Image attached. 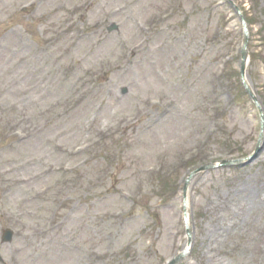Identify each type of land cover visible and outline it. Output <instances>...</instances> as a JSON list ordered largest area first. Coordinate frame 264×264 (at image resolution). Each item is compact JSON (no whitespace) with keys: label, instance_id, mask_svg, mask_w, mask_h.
<instances>
[{"label":"rangeland","instance_id":"obj_1","mask_svg":"<svg viewBox=\"0 0 264 264\" xmlns=\"http://www.w3.org/2000/svg\"><path fill=\"white\" fill-rule=\"evenodd\" d=\"M127 1L128 0H106L109 6L101 10L103 5L98 9V14H96L93 21L104 23L101 26V30H99L101 34L94 40L83 44L78 51L85 66L94 65L102 59H114L115 53L117 54L119 51V38L121 39L124 37L122 34L125 31L132 34V30L134 29L136 33V28L134 27L135 19L144 20L152 13L162 11L165 8L164 6L172 3L173 0H143L139 5L143 7H140L141 10L137 11L134 15L127 13L126 16H122L118 20L108 19L105 16V12L109 7L117 6ZM206 1L212 10L211 12L207 9L208 13L195 12L193 14L194 16H188V12L191 14L192 11V0H183L185 11L174 20V25L176 26H174L173 34L166 38L169 39L167 42H161L160 46L155 45L160 51L155 55L157 64L136 65L127 74L123 76L118 74L111 84L115 93H118L122 88H127L129 90V95L123 101L115 104L114 102L111 103V109L105 111L98 117V120H95L94 126L96 128H105L107 126L110 128L116 127L117 125L115 124H117V122L126 115L132 113L138 104L137 102H145L148 98L154 100H156L155 98H159L171 104L173 102L176 109V113L172 112L171 118L163 122L147 135L140 136L137 134V131L133 133V136L129 134V137L133 140L134 146H132L128 156L133 159L132 162L134 166L132 170L126 174L124 171L122 172L124 177L131 179V182L127 185H123L119 190H131L130 187L136 185L133 182L142 178L146 179L147 175L143 173V170L150 166H156L160 163L167 164L168 166L169 164L174 165L173 163H175L182 154L190 152L191 149L198 147V141H200L204 133L203 130L212 122L210 120V113L212 112L211 114H215L219 110H222L215 102L226 105L225 97L219 95L216 90H214L215 83H217L214 77H218V74L214 72L219 61L220 64H222L221 60L225 55L227 56L231 46L234 44L237 45L241 40V26L238 24L239 22L236 20V17H234L231 7L216 11V7H213L215 0H205V3ZM233 1L249 11L251 5L250 0ZM257 2V4H262L264 12V0L261 2L257 0ZM48 3V1L45 2V9L47 8V12L42 9L37 15L38 17L44 16L41 22L43 27L40 28V32H44V36L53 31L49 23L55 27L58 26L59 22L63 19V17L60 16L56 21V14L50 13V8L52 7L51 4ZM257 7L256 11L260 9ZM64 11L65 10H63V12ZM4 14L2 12L0 17L3 16V18H6L7 16ZM64 15H66L65 12ZM21 17H18L15 22L10 25L17 29L20 35L26 37L34 35V28L36 25L33 23L32 18L25 19L23 17L22 19ZM128 18L130 22L124 23L123 25L122 23ZM262 23L264 26V20ZM111 24L117 25L120 32H114L110 40L105 43L103 37L106 31H104L105 29L103 28L106 26L110 27ZM122 25L123 27L121 28ZM261 28V25L254 28L252 46H260V43L264 41V37H262L260 33ZM181 35L186 38V41L183 42L180 40L176 42L175 39ZM130 36L131 35H126L125 38ZM215 36L217 38H215ZM23 42H25V40L21 39L19 43L11 42V44L13 46L22 45L24 47L26 43ZM255 52L257 53L260 51ZM2 54H7L9 56L8 58L0 60V88L5 91L3 99L7 101V104L13 106L14 104H20L26 100L30 103V100L38 95H42L41 97L43 98V96H45V84L41 83L46 82V84H49L50 81H48V79L54 76L52 69L47 67L48 73L45 72L43 74L40 72L41 75H39L38 78H34L38 70L37 65L40 63L39 60L30 59L26 62L25 59L22 64L24 66L22 68H17L15 64L20 59L18 54L13 53L10 55L6 52ZM52 57L53 55L49 57L44 56L41 61L49 62ZM257 71L262 73L261 77L257 75ZM257 71L254 70L252 76L255 77L258 87L261 88L260 85H264V69L257 67ZM22 73L26 74L24 76L25 80L20 81L19 78L17 80V77ZM58 84L59 81H54L53 85ZM15 85H17V87H15ZM25 88H27V90L24 95L18 93L20 89L25 90ZM234 93L238 94L237 91ZM262 97L264 98V93ZM51 99L52 97L48 95L47 104ZM36 101L29 105L30 110L35 113L45 106L44 102L40 101L37 103ZM35 105V109H31ZM144 109L149 110L150 108ZM227 110L229 124L237 133L238 137L243 140L244 150L247 151V155L253 153L259 128L258 124L251 118L254 113L251 111V107L245 104L241 109L228 107ZM157 114V110H154L152 115ZM21 115H30V113L28 111H23ZM78 115H74L71 121H63L60 125L61 128L53 130L49 138H54L57 132L63 134L64 131L73 127L74 124L77 125V128L82 130L84 138V136H86L84 131L88 125V123L85 122L87 119H78ZM88 116L90 117V115ZM91 117L96 116L91 114ZM82 122L85 123L81 124ZM253 129L256 130V134L252 138L247 139L248 131ZM69 137L70 134L67 135L66 138ZM43 146L44 149H38L36 151H29L27 147L24 151L25 154L22 153L18 155V157L20 158L24 154L21 158L22 161L25 158L35 159L44 153L51 152L47 144H43ZM222 149L224 148H212L211 154L222 152ZM58 162L59 160L56 161V164H58ZM263 166L264 161L258 163L254 167L243 170L242 174H244L245 178L250 180L255 187H263ZM203 175L193 179L190 189L191 205L193 213L196 216L193 225L194 238L197 244H203V246H200L202 254L193 264H264V203H261L264 202V199L256 201V205L251 206L245 216L230 219L224 223L219 219L222 210H217L216 203L218 197H222L224 201L234 193L232 191V179L228 178L227 173ZM244 185L245 184L241 183L239 187L244 188ZM240 197L242 198L243 195ZM117 203L118 204L115 205L106 203L100 204L98 207L96 206V208H94V218L98 217L100 213L107 214L109 212L113 214L119 208L125 207V203L120 201L119 198ZM82 206L83 204L80 208ZM87 208L88 206H84L78 210L81 213L77 215L74 220L69 216L66 230L62 232V234H59V239L66 242L68 247H64L55 240L49 241L47 262H44L41 257L45 249V242L41 240L29 241L25 235V243L32 244V247L27 253L34 255L35 262L33 264H102L96 259V255L102 254V252L108 254V250L112 251L117 248L119 246L117 236H122V244L130 242L134 245L131 251L135 254V261H138L139 264H159L163 258L169 254V233L171 230H183L182 224L180 223L181 214L178 211L179 205L176 202H174L169 209L165 210L166 212L160 213L161 222L159 221L157 226L152 224L148 217L142 216L137 222L125 226L124 230H120L118 234L110 227H101V220H98L96 224H92L90 221L91 219L89 217L87 218L86 215L82 213ZM209 209H213L215 212L214 217H217L216 220L209 218L207 215L206 211H209ZM201 215H205V217L203 216L199 219ZM76 218H85V222L77 221ZM167 218H169V220ZM105 219L106 218H104V220ZM254 219L259 221L255 223ZM233 223L238 224L234 229L231 228ZM29 224L33 226L32 223ZM259 224L262 228L260 230L257 229L255 232L257 233V238L255 240L256 244L249 245L250 242H247L246 234L253 230V226L256 228ZM113 226H116L115 223H113ZM222 227H227L224 233L219 230ZM208 238L211 242L204 243ZM209 243L210 245L208 247ZM74 245L83 248V252L74 254L72 250V246ZM211 248L213 252L212 254H208V250ZM3 250V257L9 258V255L12 256V258L16 257L14 254V250H16L15 247L3 248ZM6 250H8V252ZM133 254H129L131 259L133 258Z\"/></svg>","mask_w":264,"mask_h":264},{"label":"bare ground","instance_id":"obj_2","mask_svg":"<svg viewBox=\"0 0 264 264\" xmlns=\"http://www.w3.org/2000/svg\"><path fill=\"white\" fill-rule=\"evenodd\" d=\"M248 194H249V192H248ZM248 194H247V196H248ZM241 202H242V199L239 196H236L232 200V202H230L229 204H227L223 200H218V203H216V204H217V207H218L217 210H222L221 218H224V220L225 219L228 220L229 217H230L228 214L231 213L230 211L233 209V207L235 208V211L233 213H231V215L235 216V215L241 214L240 211H244L246 209V205L245 204H242ZM186 212H187V214H190L189 208L186 209ZM211 212L213 214H215V212L213 211V209L211 210ZM188 218H189V221H191L190 217H188ZM192 234H193V232H192Z\"/></svg>","mask_w":264,"mask_h":264}]
</instances>
